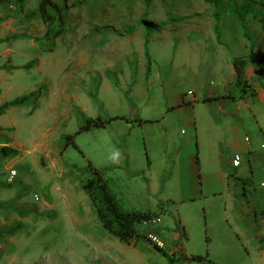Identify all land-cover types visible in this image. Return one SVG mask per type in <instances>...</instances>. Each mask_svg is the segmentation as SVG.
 Listing matches in <instances>:
<instances>
[{"label": "rangeland", "instance_id": "374dc122", "mask_svg": "<svg viewBox=\"0 0 264 264\" xmlns=\"http://www.w3.org/2000/svg\"><path fill=\"white\" fill-rule=\"evenodd\" d=\"M55 1L67 9L59 37L40 38L39 1L0 7V74L26 65L6 76L0 99L29 96L0 116V146L18 151L0 156V229L17 227L0 244V264H264L263 210L238 192L237 177L220 183L239 154L238 173L264 192L245 147L264 154V0H251L252 42L229 0ZM238 60L245 76L253 70L249 86L238 83ZM88 119L105 126L77 134ZM68 135L82 153L66 146ZM113 147L119 165L107 162ZM89 164L123 209L158 214V226L139 231L160 235L166 254L104 229L87 193Z\"/></svg>", "mask_w": 264, "mask_h": 264}, {"label": "trees", "instance_id": "16d2710c", "mask_svg": "<svg viewBox=\"0 0 264 264\" xmlns=\"http://www.w3.org/2000/svg\"><path fill=\"white\" fill-rule=\"evenodd\" d=\"M28 0H17V4L20 7H23ZM39 1V13L43 19V21L47 24V32L45 37H50L54 35L55 37H59L63 33L62 30L54 33V26L57 23L65 24L66 23V13L67 9L63 7L59 2L55 0H37ZM206 4L217 6L219 0H203ZM232 3L231 13L235 15V17L240 22L243 29V36L249 42L253 41V38L250 34L248 23H249V15L254 13L257 15L258 10L255 8L251 0H229ZM5 2V0H0V7ZM215 20L218 21V15L215 14ZM264 24V23H263ZM264 27V25H263ZM237 64H242L241 67H236L238 72V83L241 85L245 82L246 86H249L247 81L245 80V71H246V61L238 60ZM223 97V96H222ZM219 99L220 97H216ZM28 97L17 98L11 102L5 103L0 108V115H3L8 109L11 107L23 106ZM105 126V122L101 119H88L87 124L80 128L77 134L91 131L94 127L101 128ZM74 135H68L66 137L67 143L66 146H74L79 150L78 146L74 141H72ZM80 151V150H79ZM80 153H82L80 151ZM18 151L12 149L8 146H3L0 149V156L4 157H17ZM90 165L91 173L94 176L95 182L90 187H87V193L89 198L91 199L94 207L97 210L98 218L104 227L105 230L108 231L109 234L116 237L121 243L130 245L133 241H138L140 238H145L147 241L148 238L145 235H141L139 231V226L146 220L154 217V214L151 213H141L137 211H129L123 209L118 201V197L116 193L112 190L110 183L103 177L97 169H95L92 164ZM25 213V212H24ZM28 214V212H27ZM26 214V215H27ZM23 215V214H22ZM19 226V225H18ZM17 231V227L14 229L3 231L0 229V244L6 236H9ZM156 247V246H155ZM157 249L164 252L163 249L156 247ZM164 254H166L164 252ZM195 260H202L203 258H194ZM169 260L171 258L169 257Z\"/></svg>", "mask_w": 264, "mask_h": 264}, {"label": "crops", "instance_id": "0c3cea01", "mask_svg": "<svg viewBox=\"0 0 264 264\" xmlns=\"http://www.w3.org/2000/svg\"><path fill=\"white\" fill-rule=\"evenodd\" d=\"M1 6L3 7L4 6V3ZM23 8L25 9V5L23 6ZM23 8H20V9H23ZM45 34H43L40 38H44L45 37ZM0 35H2V34L0 33ZM0 37L2 38V37H4V35H2ZM242 45H243L242 47L244 48V50H249L250 49V48H248V46L246 44H242ZM11 51L12 50L10 48H8V49H6V52H5L6 53V56L9 58L10 62L12 61V59H14L13 58V55L10 54ZM24 66H26V65H23V64H21V65H15L13 63V65L10 67V70L8 71V74H6V76L7 75L12 76L14 74L13 72L16 69H21ZM4 74H3V76L0 74V94L2 93V90H1L2 89V87H1L2 86V82L3 81H7V79H8L7 78L8 76L6 77ZM252 75H253V70L249 69L246 72L245 80L249 82L252 79L251 78ZM11 86H13V85H11ZM259 91L260 90H258L257 85H255L254 86V89H253V92H254L253 94L258 93ZM193 95L194 94L192 93V95H188V96H193ZM219 99H222V97H220ZM180 100H181V104L193 102V101H191V99H186L183 96L180 97ZM11 101H13V100H11ZM11 101H6V99H3V98L0 99V107L2 105H4L5 103L11 102ZM13 109H15V108L14 107H11L3 115H0V116L9 115V113H11L13 111ZM3 146H8V147H11L12 149H16V147L13 146V145H11V144L1 145L0 148H2ZM245 147L247 149V152H250L251 154H254V156H253L254 163H251L250 162V164H252V174L258 176L259 173H261V172L264 171V154H262V153H253V150L249 149L250 148L249 144H247V146L245 144ZM231 160L232 159H230L229 162L227 160V163H228L229 166L227 168H223L221 170V178H220V181L221 182L220 183L223 184V185H225V186L227 185V187L229 186V188H230V184L227 182V180L225 178L226 175L228 176L229 182H230L229 175L232 174L234 177H237L238 178V183L240 184L239 185V187H240L239 190L237 189L238 192L239 193L243 192L241 194H243L245 196V198L248 199V201L250 202V204L254 208V210L261 209V210H263V214H264V207L262 206V202H264V192H260V190L255 189L256 187L254 188V186H252V181H251V178L250 177L243 176V173L242 172H239L238 173V169H240V168H238V169H234L233 168L232 169L231 168L232 167L231 166ZM230 169H231V171H230ZM163 179H164L165 182L171 180L170 177H169V175H166V174L163 175ZM202 179H203V177H202ZM224 179H225V183H224ZM212 183L210 185H212ZM242 186H244L243 189H242ZM206 187H209V186H204V188H206ZM260 212H257L256 213V211H255L254 217H258V215H259ZM148 213H151V212H148ZM151 214H154V213H151ZM154 215H158V214H154ZM261 216L264 217V215H260V217ZM159 219H160V217H159ZM157 232H159V234H161V230L160 229H158ZM156 235H157V237L160 240H162V237L160 235H158V234H156ZM259 238H262V237L260 236ZM166 247H167V245H166Z\"/></svg>", "mask_w": 264, "mask_h": 264}, {"label": "built area", "instance_id": "2783aa9c", "mask_svg": "<svg viewBox=\"0 0 264 264\" xmlns=\"http://www.w3.org/2000/svg\"><path fill=\"white\" fill-rule=\"evenodd\" d=\"M188 95H192V93L189 92ZM242 163H243V159H242L241 155L236 154V155H234L232 157V160H231L232 168L238 169V168H240L242 166ZM16 176H17L16 171L12 170L11 171L10 182H12L15 179ZM36 199H38V198L36 197ZM143 223H145L146 225H150V226H158L160 224V220L157 219V218H150V219L144 221ZM148 239H149L150 242H152L154 244V246H156V247H158L160 249H165L166 248L165 243L162 240H160L157 236H155L153 234H150L148 236Z\"/></svg>", "mask_w": 264, "mask_h": 264}, {"label": "clouds", "instance_id": "9594fccd", "mask_svg": "<svg viewBox=\"0 0 264 264\" xmlns=\"http://www.w3.org/2000/svg\"><path fill=\"white\" fill-rule=\"evenodd\" d=\"M123 152L118 149L113 147L112 149H110L106 159L107 162L113 164V165H119L123 159Z\"/></svg>", "mask_w": 264, "mask_h": 264}]
</instances>
